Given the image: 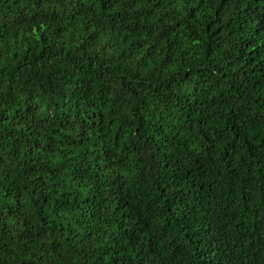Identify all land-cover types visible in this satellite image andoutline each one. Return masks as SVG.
Instances as JSON below:
<instances>
[{
  "label": "trees",
  "instance_id": "trees-1",
  "mask_svg": "<svg viewBox=\"0 0 264 264\" xmlns=\"http://www.w3.org/2000/svg\"><path fill=\"white\" fill-rule=\"evenodd\" d=\"M0 264H264V0H0Z\"/></svg>",
  "mask_w": 264,
  "mask_h": 264
}]
</instances>
